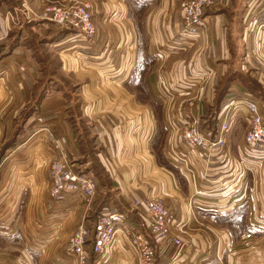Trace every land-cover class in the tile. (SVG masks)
Instances as JSON below:
<instances>
[{
	"label": "crops",
	"instance_id": "obj_1",
	"mask_svg": "<svg viewBox=\"0 0 264 264\" xmlns=\"http://www.w3.org/2000/svg\"><path fill=\"white\" fill-rule=\"evenodd\" d=\"M42 1L75 0H0V264H78L65 251L82 219L78 200L53 205L47 198L46 145L37 142L42 148L32 163L16 154L33 131L95 177L88 212L116 209L144 229L146 218L131 201L162 197L186 243L178 252L169 242H154L165 264H264V229L253 227L264 213V159L242 158L243 122L236 123L243 125L238 139L229 132L226 148L210 152L208 161L179 140L178 122L171 129L165 122L173 110L178 120L195 117L202 129H212L217 102L231 89L248 91L254 82L264 91V52L250 55L242 44L241 0H215L206 8L193 50L165 49L180 23V0H85L93 6L96 37L82 45L71 30L52 39L62 28L39 18ZM30 32L50 41L52 50L45 51L53 64L45 61V71ZM73 48L108 73L101 78L91 67L79 70ZM201 67L199 81L188 74ZM232 72L248 82L228 78ZM259 99L264 108V96ZM42 126L48 134H40ZM174 156L188 159L193 171L173 165ZM116 240L104 254L106 264H135L132 251ZM86 245L93 264L89 240Z\"/></svg>",
	"mask_w": 264,
	"mask_h": 264
},
{
	"label": "built area",
	"instance_id": "obj_2",
	"mask_svg": "<svg viewBox=\"0 0 264 264\" xmlns=\"http://www.w3.org/2000/svg\"><path fill=\"white\" fill-rule=\"evenodd\" d=\"M214 2L215 0H180L179 31L199 39L206 26L204 12ZM92 11V3L85 0L71 4L42 1L39 18L53 27L69 28L73 30L75 37L92 44L96 37L91 19ZM242 38L245 51L250 55L264 52V0L245 1ZM180 120L177 131L179 140L190 151H200L201 157L206 161L210 152L226 148L227 135L238 120L244 125L240 150L242 158L249 157L257 161L264 159V108L261 101L246 90L231 89L226 94L220 103L212 129H202L199 119L195 117L186 116ZM171 127L170 123L167 124L168 129ZM170 161L173 165L182 167L185 173L195 168L188 159L179 156H174ZM96 191L97 184L93 175L79 172L66 161L62 153L50 148L46 194L51 204L77 199L78 209L85 214L90 210ZM243 197L234 200L240 201ZM131 207L146 218L144 229L116 209L100 210L94 221L85 219L81 214L82 219L66 240L65 251L78 264H87L86 241L89 240L93 264H106L104 254L119 236L122 245L132 251L135 264H165L154 242H169L178 252L184 246L178 236L180 228L173 227L170 219L171 211L162 197L157 195L134 199ZM255 220L263 224V220Z\"/></svg>",
	"mask_w": 264,
	"mask_h": 264
},
{
	"label": "rangeland",
	"instance_id": "obj_3",
	"mask_svg": "<svg viewBox=\"0 0 264 264\" xmlns=\"http://www.w3.org/2000/svg\"><path fill=\"white\" fill-rule=\"evenodd\" d=\"M76 1H79V0H75L73 2H76ZM244 3H245V0H241V6H243ZM179 28L180 27H179V18H178L177 26L174 28V32L175 33L171 34V36L169 38H167V41H166L167 44H165V49L169 50L167 46H175V48H177L179 46L178 48H185L184 50H190V49L193 50L198 45V42H200L201 37L199 39H194L193 37H190V36H188V35L183 34L182 32H180L179 31ZM47 32L49 33V31H47ZM28 36H30V38H31L30 40H32V43H31L32 44L31 45L32 53L35 54L36 58L40 61V66H44L45 61L48 64V66H50V64H53V62L51 61L52 59L50 58L49 53L45 51V50H50V51L52 50V47L50 45V41L44 42L43 41L44 40L43 37H41L43 35L40 36V35H38L35 32H30V34H28ZM33 37L35 38L34 40L32 39ZM77 38H79L77 40L81 41V45L86 43V41H83L82 39H80V37H77ZM39 42H41V43H39ZM37 43H39L40 46ZM43 43H45V44L43 45ZM242 44H243V46L245 48V42L244 41H242ZM42 46H44V47H42ZM45 46H47V47H45ZM66 47L67 46H65L64 48H66ZM66 50L69 51L68 48ZM70 53L74 56V58H76L78 60V65L82 68V69H79V70H84V69L90 70V67H91L94 71H96L98 73V76H100L101 78L103 77L104 74H107L108 73V71H107L106 68H103L102 66L97 65V63H95V61H92V58H88L87 57L88 54H86L82 50L77 49V48H73L72 50H70ZM49 61L52 62V63H49ZM0 68L2 69L1 66H0ZM108 69H111V68H108ZM188 74H191V76H194L195 80H198L199 81L200 79H202V67L199 70L195 71V72L194 71L193 72L190 71ZM0 83L2 84V81L1 80H0ZM0 93H2L1 87H0ZM168 114L169 115L166 118L165 122L167 124L170 123L173 127H175V125L178 122V127H179L180 126V123H181V120H180L181 117H180L179 120H178V117H179L180 114H178V112L173 111V110L170 113H168ZM41 128L44 129L45 126H42ZM80 128H81L80 132H82V130L84 128L86 129V126L84 127V126H81L80 125ZM242 128H243V125L242 124H237L234 127V129H232L230 131L231 132V135H230L231 138L230 139L231 140L238 139L239 135L242 132ZM43 129H41L42 131H40V134L42 135L43 132L44 133L46 132L48 134V131H46L45 129L43 131ZM37 132L38 131H33L28 136L30 138L28 140H25V142H23V144L21 143L20 146L15 151L16 152L18 151V153H16L18 155H22L23 157H28L29 161L32 163V158H33V155H34L35 151H38V149H40V147L42 146V145H39V143H37L39 141L40 143L46 145L43 148L47 149V152H48V156H47L48 157L47 158V166H48V161L50 159V147H49V145H47L46 139H44L42 136H40L39 138H37L38 136H36L34 134V133L37 134ZM35 137H36V139H35L36 142H34V138ZM47 137H48V135H47ZM50 143H51V141H50ZM4 161H5V158H4ZM4 161L0 162V172H3V171H1V168H2V166L4 167V165H5V163L2 164ZM76 169L78 170V168H76ZM79 172L84 173V174H90V173L83 172V171H79ZM79 213H80V215L82 214L86 218L87 217H90L89 216L90 215V212H86L85 214H83V212L80 210ZM259 215L260 216H255L254 217V221H253V224L254 225H253V227L254 228H257V229H264V223L262 224V223H259V222H257L255 220V219H258L260 221L264 220L263 219L264 213H262L260 211V214ZM184 229H187V228L185 227ZM190 230L192 231L193 229H190ZM185 245H186V243H184V246ZM184 246L182 247V249L184 248Z\"/></svg>",
	"mask_w": 264,
	"mask_h": 264
},
{
	"label": "trees",
	"instance_id": "obj_4",
	"mask_svg": "<svg viewBox=\"0 0 264 264\" xmlns=\"http://www.w3.org/2000/svg\"><path fill=\"white\" fill-rule=\"evenodd\" d=\"M246 1V0H245ZM244 7H245V3L243 4V6H242V8H241V20H242V16H243V11H244ZM70 30L69 29H67V28H62L61 30H59V31H56V32H54L53 33V35H51L52 36V39L53 40H57V39H60V38H62V37H64L65 35H67V33L69 32ZM242 32V27H241V29H240V33ZM29 45H30V47H31V45L32 44H30V42H29ZM35 55V54H34ZM37 59V58H36ZM38 60V59H37ZM38 62H39V64H40V61L38 60ZM41 68H42V70L43 71H45V68H44V66H40ZM233 76H236V77H239L240 79L242 78L243 79V77L240 75V74H238V73H230L229 74V76H228V78H230V77H233ZM244 81H245V83H247L248 82V79L247 80H245V79H243ZM248 85H249V90H248V92L250 93V94H252L253 96H255V97H257L258 99H259V97H261V95L262 96H264V91L256 84V83H252V82H248L247 83ZM44 93V89L43 90H39V92L37 93V94H35V97H34V100H33V102H32V104L29 106L30 108H28V109H33V107H35V105H36V103H38V101H39V97L42 95ZM223 100V96L220 98V100L217 102V105H216V115H217V113H218V110H219V106H220V103H221V101ZM260 100V99H259ZM100 209L101 208H99V207H95L93 210H91V212H90V217H91V219H92V221H94L95 220V218H96V216H97V214H98V212L100 211Z\"/></svg>",
	"mask_w": 264,
	"mask_h": 264
}]
</instances>
